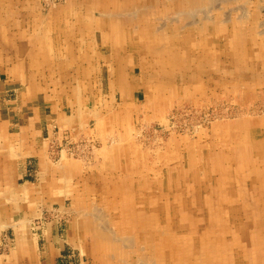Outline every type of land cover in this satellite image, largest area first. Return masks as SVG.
<instances>
[{"label": "rangeland", "instance_id": "374dc122", "mask_svg": "<svg viewBox=\"0 0 264 264\" xmlns=\"http://www.w3.org/2000/svg\"><path fill=\"white\" fill-rule=\"evenodd\" d=\"M72 1L74 0H6L7 8H2V4L4 3L1 4L0 2V46L6 44L4 33L7 32V26L9 27V25V28H11L17 24H22L21 27L24 30L21 34L19 33V29L14 31L19 33L22 37L29 39L31 37L30 32H32L29 27L39 23L35 19L38 11L37 9H39L38 12L42 11L45 15L43 17L44 22L42 23H47L52 20L55 22L57 21L56 23L58 26H55L54 29L60 28V31L67 32V30L71 28L68 27L67 24L73 21L74 15L70 16L71 20L69 18L60 20L58 19V16H60L58 9L67 7ZM121 1L119 2L120 4L123 3V1ZM209 1H212V5L208 3ZM214 1L149 0V5L153 6L152 17L154 20V29L153 31L150 29L151 33L149 34V38H144V42L136 40L134 44L125 43L124 46L119 43L115 44L111 40L113 45H115L114 47H117L116 49L113 48L115 49V54H112L111 51L113 50L107 48L106 45L100 46L101 44H96L94 48H101L106 56L109 53L112 54L111 56H114L113 64L121 65L120 72H129V69H132L135 67L136 63H138L139 65L136 67L140 68L141 72H144V75L146 74V78L142 76L140 79L143 86L142 89L145 91L144 93L147 92L148 94L146 104L150 109L146 107L141 115L142 117L136 114L132 115L130 121H137V128L141 131L139 135H134V139L132 140L133 142L135 141V145L141 150V171L144 170L143 173L146 174V178L151 180L147 182L148 188L146 193L154 205L140 202L135 208L136 210L138 209L139 213L142 212L144 214L146 211V213H152V217H157L156 220L158 224L154 231L159 233L160 237L164 239L167 237L165 235L170 236L169 244L167 245L169 249H167V252L171 249L176 253L178 250L176 255L180 256V260L178 261V257L172 259L174 264H264V228L260 229L258 227V223L264 220V188L260 184L261 181L259 179L256 180L252 172L251 164H248L247 159L244 157L246 153H243L242 150L232 148L236 146L235 142L237 140L240 141L239 144L243 145L242 147L246 146L250 148L254 145L251 143H255V139H257V137H255L256 132L261 130L262 133H264V0ZM78 2L83 6L91 5L90 0H79ZM113 2L115 1L113 0ZM135 2L139 5L134 8L135 11L131 7H126L131 5L128 1L125 6L126 15L120 14L117 16L118 18L116 17L119 20V24L123 25L125 21H127V25H131L133 22L132 13L136 12L138 7L140 10L141 8H143V10L146 8L144 7L146 3ZM40 5H42V7ZM179 10H183L186 14L187 21L189 19L192 21H188V25L182 33L179 28L183 16L180 15ZM176 12H178V14ZM111 13L116 12L111 11ZM190 13H192V17ZM171 14L174 17L170 16ZM94 15L98 17L100 13L95 12ZM199 18L202 19L199 20ZM226 19H229V21ZM62 21H65V23ZM162 21L163 23H161ZM133 23L135 24V22ZM143 26L144 28L147 27L144 23ZM136 28L137 27L134 25L131 29L134 30ZM136 32L138 33L139 31L137 30L135 33ZM71 33L74 35L73 31ZM152 35H154V37L151 39ZM92 36L93 34L91 37ZM211 42L213 44H211ZM160 43L161 46H159ZM122 46L123 48H127L126 56L118 51L121 50ZM142 48L144 49L142 50L143 52L140 51ZM131 55H135L136 57H130ZM52 62L53 65L57 63V61ZM87 62L91 63V58L88 59ZM129 62H133L134 64L128 65ZM108 66L107 63L104 64L105 71ZM137 71H139V69H137ZM47 79L50 80L51 84H54L55 79L63 80L61 76L60 78L59 76L56 78V72H48ZM218 89L220 90L218 91ZM12 97L14 98V96ZM140 98L142 99L143 95ZM236 109H238V111ZM198 113L200 114L198 115ZM149 117H151L152 120L148 119ZM163 117H165L164 119L167 123H170L169 127L168 124L165 123V120H163ZM158 120L162 121L159 123ZM58 130L59 129H56L57 132ZM157 132L160 133L158 134ZM224 133L226 135H224ZM250 133L254 135L252 136ZM236 134L238 136H236ZM261 135L264 136V134ZM259 136L260 135H258V137ZM141 137H145V139ZM241 137H243V139ZM65 142V147L60 148L63 151L66 148V155L69 156L70 151L68 150V145H71L70 147L74 151H72L71 154L75 156L76 143L71 142L69 139H66ZM54 149H59L55 143L52 144V153L57 152L56 150L54 151ZM83 149H86V146H84ZM59 153H62V151L59 150ZM28 163L30 173L27 175L26 179L31 181L33 179L32 175L36 173V164L33 160L28 161ZM261 166H264V164L262 163ZM195 170H197V172H195ZM86 172L87 171H85V173ZM182 172L184 173L183 175L181 174ZM256 173L260 176L264 175L262 172L259 173L256 171ZM87 175L91 177V180L88 179L86 181L90 191L94 185L108 184L107 186L121 187L123 185V178H127V176H121V174L116 177L115 183H112L107 179V176L112 178L116 173H114V170L109 171L108 169L105 170V168L102 171H88ZM63 176L67 177L66 174H63ZM180 176L185 179H180ZM142 178L145 177L139 176L137 178V180H139L134 183L137 185L139 184L144 191L143 184H145V182L141 180ZM65 181H67L66 178L60 182L63 184ZM122 189L123 188H118L120 194H122ZM63 195L65 194L63 193ZM153 195L156 198H153ZM67 196L66 194V197H64L65 204L67 203L65 208H61L59 205L50 208L47 206V210H44L43 215L35 217L31 215V220L29 221V225H26V228L32 238V242L36 245V251H39L38 255L42 256L40 257L41 259L57 262V264H98L95 258H93L94 254L91 253L92 248L90 245L93 247L92 236H87L81 240H77V242H71L70 238H68V231L71 226H73L74 221L79 218V214L71 209L70 198ZM101 197L100 194H95V198L98 201L101 200ZM235 203L236 205H234ZM243 207H245V209ZM108 208L109 206L106 204L97 205V209L101 211L104 210L105 213L108 212ZM51 210H54L52 214L49 212ZM106 215L108 218L110 217L109 212ZM185 222H187V224ZM12 228L13 226L11 225L0 231V258L5 259L9 255L10 249L7 247L9 242L13 241V243H15L14 230ZM76 231L81 232V227H76ZM71 232H73V229ZM143 233L142 235L144 236ZM125 236H130L131 239ZM182 236L183 238H181ZM258 236H260V241H262L261 248L256 244L259 241ZM120 238L123 239V242H120L121 245H124L122 248V256L125 258L123 264H141L140 262H143L142 264H147L146 261H150L153 258L152 255H149V252L146 251V246L144 244L145 240L141 235L132 231V233L122 235ZM190 238L191 240H189ZM126 241H128L127 243L130 246L128 244L126 246ZM48 245H50V247L53 246L56 250L52 256L48 253ZM138 247L140 249H138Z\"/></svg>", "mask_w": 264, "mask_h": 264}, {"label": "crops", "instance_id": "0c3cea01", "mask_svg": "<svg viewBox=\"0 0 264 264\" xmlns=\"http://www.w3.org/2000/svg\"><path fill=\"white\" fill-rule=\"evenodd\" d=\"M40 6L42 7V5ZM61 9L65 8L58 9L60 16L62 15ZM93 9L94 13L99 12L100 15L96 17L93 14L92 21L94 23L91 27H84L87 23L84 20L85 18L76 16L75 11L68 13V17L74 15L76 19L80 20V23L77 25L76 22L77 26L75 27H73V23L67 24L71 27L67 32L60 31V28L54 29L55 26H58L57 23L54 27L50 25V22L42 23L45 15L42 11L38 12L39 9H37L35 16L36 21L39 23L29 27L32 30L29 39L20 35L24 30L21 27L22 24H17L12 28L7 26L6 44L0 46V123L3 126V133L0 134V231L12 225L15 243L13 241L9 242L7 246L10 249L9 255L5 259L0 258V264H57V262L40 258L42 256L38 255L39 251H36V245L32 242L26 225H29L31 215L34 217L43 215L44 210H47V206L50 208L59 205L61 208H65L67 203L65 204L64 197H66V194L70 198L71 207L74 206L76 197L80 194L83 184H85L84 180H91L87 172L93 171L100 164L97 165V161L94 159L86 160L85 157V160H83L86 166L83 168L78 164L79 159H69V166L66 167L65 165L63 167H60L59 164L55 165L51 162L50 157L52 144L57 145L59 149L56 151L59 153V150L63 152L61 148L65 147L66 139L74 143H82L85 139L93 140L94 135L99 133V135H96V139L99 143L98 147H100L102 142L110 139L101 137L106 128V123L113 118H118L121 121L124 117V111L131 117L135 114L126 107L124 101L133 98L140 104L145 100L146 93H144L140 81L142 77L141 70L136 67L139 65L136 63L133 69H129V72H121L125 79L119 85V89L117 87L113 89L117 96L123 97L116 98L117 100L122 99L123 103L116 106L111 102L107 104L108 106H100L96 111L103 118L102 120L100 117L99 120L102 123L100 124L102 125V132L96 131L98 126L91 116L93 111L86 107L88 104L84 106L89 91H80V101L83 102L80 104V108L76 109L78 106L72 104L74 96L70 91L69 83L73 85L78 83L74 75V72H77V67H79L78 60H81L86 68L90 64L87 60L91 58L93 64L91 66L94 69L90 72H96V70L102 72V68L106 76L112 69L111 66L116 65L113 64L114 56L111 55L115 54L114 50L117 47L112 49L113 44L110 43L111 39L108 36L110 31L107 25L104 26L105 29L100 27L105 17L101 15L102 11L99 8L97 9V6H94ZM81 10L87 13L90 8L81 5ZM65 11L62 12L63 16L68 18ZM62 22L65 23V21ZM18 29L20 34L14 31ZM116 30L118 34L125 33L124 28H121L120 25ZM72 31L74 35L71 33ZM81 31L84 32V38L83 34H80ZM126 33L129 32L126 30ZM39 37L41 42L38 41ZM45 41L54 43L55 52L54 56L52 55V60L57 61V65L54 64L55 67L50 66L52 63L42 67L39 65L42 57L34 53L39 52L42 54L43 52V54H46L44 48H38V45ZM126 42L129 43V39ZM58 43L61 44L60 50ZM96 44L106 45L107 48L113 50L111 51L112 54L109 53L106 56L101 48H94ZM123 46L118 51L126 56L127 48H123ZM77 51L79 52L77 53ZM47 52L49 51L47 50ZM80 52L82 54L78 56ZM105 63L109 65L106 67V71L104 69ZM48 72H56V78L58 76L59 78L60 76L64 77L66 74L73 77L65 79V81L55 79L54 84H51L50 80L47 79ZM85 72L88 71L85 70ZM130 72L131 76L137 81L134 85L126 82L127 74ZM109 93H112V90ZM142 95L143 98L141 99ZM109 114L112 116L110 117ZM136 115L141 116L142 113H136ZM125 119L130 121L128 117H125ZM56 129H59L58 132ZM64 151H66V148ZM30 160H33L36 164V173L32 175L33 179L31 181L26 179L30 173L28 163ZM85 171L87 172L85 173ZM63 174H66L67 177ZM80 174L83 176L82 179L79 178ZM64 178L67 181L62 184L60 181ZM74 223L68 231V238L71 242L83 239L79 236L80 232L75 230ZM72 229L73 232H71ZM47 250L51 256L56 251L50 245H48Z\"/></svg>", "mask_w": 264, "mask_h": 264}, {"label": "bare ground", "instance_id": "6f19581e", "mask_svg": "<svg viewBox=\"0 0 264 264\" xmlns=\"http://www.w3.org/2000/svg\"><path fill=\"white\" fill-rule=\"evenodd\" d=\"M52 1V0H51ZM79 1V0H78ZM77 0L72 1L70 4H68L67 7H65V9H61V11L63 12V10H66L65 12L67 13V17H68V13H70L71 11H75L76 12V16L79 17H84L85 21L87 23H85L84 27H91L92 24L94 23V21H92V16L94 14V6H97V9L99 8V10L102 11L101 15H103L105 17V19L103 20V24L100 25V27H103V29H105L106 27H104L105 25H107V28H109V34L108 36H110V39L113 40V43H121L123 42V44L127 43L126 41L129 39V43H133L134 41H142L144 42V38H149V34L150 29L153 31L154 29V20L152 17V13H153V6L149 5V0H135L137 2L140 3H146L144 5V7H146L144 10L143 8H141V10L139 9V7L136 9V12L132 13L133 14V22H135V24L132 22V24H134L137 28L136 29H131L134 27V25H127L128 22L125 21V23L123 25L118 23V15H126V7H131L134 11H135V7L139 6L136 4L135 1L133 0H122L123 3L120 4L119 2L121 0H114L115 2H113V0H90L91 1V6H89L90 11L87 13L82 12L81 10V5ZM121 1V2H122ZM131 5L126 6V4L128 3ZM151 1V0H150ZM214 1V0H213ZM222 1V0H221ZM228 1V0H227ZM1 4H2V8H7L6 6V0H0ZM15 2V1H14ZM64 2V1H63ZM172 2V1H171ZM187 2V1H186ZM212 1H209L208 3H211ZM215 2V1H214ZM213 2V3H214ZM18 3V2H17ZM176 3V1H175ZM45 4V3H44ZM49 4V3H48ZM63 4V3H62ZM116 4V5H115ZM177 4V3H176ZM195 4V3H194ZM217 4V3H216ZM13 5V4H12ZM50 5V4H49ZM164 5V4H163ZM193 5V4H192ZM196 5V4H195ZM210 5V4H209ZM208 5V6H209ZM212 5V3H211ZM221 5V4H220ZM115 6V7H114ZM126 6V7H125ZM178 6V5H177ZM198 6V5H197ZM223 6V5H222ZM226 6V5H224ZM239 6V3H238ZM241 6V5H240ZM58 7V6H57ZM111 7V8H110ZM192 7V6H189ZM195 7V6H194ZM215 7V6H214ZM172 8V7H171ZM193 8V7H192ZM217 8V7H216ZM227 8V7H226ZM235 8V7H233ZM241 9H243L242 7H240ZM52 9V8H51ZM167 9V8H166ZM178 9V8H177ZM206 9V8H205ZM210 9V8H209ZM215 9V8H213ZM93 10V11H92ZM185 10V9H184ZM189 10V9H188ZM195 10V9H194ZM197 10V8H196ZM199 10V8H198ZM227 10V9H226ZM49 11V10H48ZM52 11V10H51ZM85 11V10H84ZM111 11H115L116 13H111ZM180 11V10H179ZM178 11V12H179ZM186 11V10H185ZM200 11V10H199ZM202 11V10H201ZM211 11V10H210ZM244 11V10H242ZM50 12V11H49ZM61 12V16L58 17L60 20L64 18L63 13ZM155 12V11H154ZM164 12V10H163ZM178 12H176L178 14ZM215 12V11H214ZM84 13V14H82ZM180 15L183 16L181 23H180V30L181 33L183 30H185L186 26L188 25V21H190V19L187 21V16L186 14L183 12V10H181ZM194 13V11H193ZM198 13V11H197ZM202 13V12H199ZM82 14V15H81ZM129 14V13H128ZM155 14V13H154ZM192 13H190L191 15ZM206 14V13H205ZM225 14V13H224ZM51 15V14H50ZM131 15V14H130ZM196 15V14H195ZM199 15V14H198ZM197 15V16H198ZM218 15V14H217ZM3 16V15H2ZM172 16V14L170 15ZM193 15H191L192 17ZM208 16V15H207ZM210 16V15H209ZM213 16V15H212ZM117 17V18H116ZM120 17V16H119ZM139 17V19H138ZM158 17V16H157ZM169 17V15H168ZM174 17V16H172ZM177 17V16H176ZM226 17V16H225ZM229 17V16H228ZM51 18V17H50ZM70 19V17H68ZM124 18V17H123ZM211 18V16H210ZM158 19V18H157ZM163 19V18H162ZM168 19V18H166ZM175 19V18H173ZM193 19V18H192ZM202 19V18H201ZM199 18V20H201ZM209 19V18H208ZM245 19V18H244ZM57 20V19H56ZM71 20V19H70ZM127 20V19H126ZM146 20V21H144ZM161 20V19H160ZM223 20V19H222ZM229 21V19H226ZM225 20V21H226ZM59 21V20H58ZM80 20L76 19V17L74 16L73 21H70L69 23H73L74 26L79 25ZM122 21V20H121ZM130 21V20H129ZM164 21V20H163ZM163 21L161 23H163ZM171 21V20H170ZM195 21V20H194ZM224 21V22H225ZM57 22V21H56ZM56 22L54 20L50 21V25L54 27V25H56ZM77 22V25L75 24ZM146 22V23H145ZM192 22V21H190ZM216 22V21H215ZM249 22V21H248ZM143 23L147 25V27L144 28ZM194 23V22H193ZM222 23V22H221ZM257 23V22H256ZM198 24V22H197ZM201 24V23H200ZM214 24V23H211ZM225 24V23H224ZM234 24V23H233ZM248 24V23H247ZM119 25L121 26V28H124V32L122 34H118V31L116 30L117 27H119ZM176 25V24H175ZM222 25V24H221ZM230 25V24H229ZM235 25V24H234ZM242 25V24H241ZM246 25V24H245ZM255 25V24H254ZM258 25V24H257ZM261 25V24H260ZM10 26V25H9ZM131 26V27H130ZM157 26V25H156ZM201 26V25H200ZM69 27V26H68ZM190 27V25H189ZM207 27V26H206ZM262 27V26H260ZM12 28V27H11ZM80 28V27H79ZM162 28V27H161ZM199 28V27H198ZM248 28V27H247ZM254 28V27H253ZM131 29V30H129ZM246 29V28H245ZM2 30V29H1ZM126 30L129 33H126ZM139 31L138 33L135 31ZM156 30V29H155ZM195 30V29H194ZM264 30V29H263ZM157 31V30H156ZM13 32V31H12ZM242 32V31H241ZM257 32V31H256ZM260 32V31H259ZM84 32L81 31L80 34H83ZM153 33V32H152ZM167 33V32H166ZM197 33V32H196ZM258 33V32H257ZM232 34V33H231ZM255 34V33H254ZM5 35V33H4ZM12 35V34H11ZM173 35V34H172ZM175 35V34H174ZM222 35V34H221ZM220 36V35H219ZM154 37V35L151 36V39ZM234 37V36H233ZM250 37V36H249ZM79 38V37H77ZM83 38H84V34H83ZM162 38V37H160ZM234 39V38H233ZM258 39V38H257ZM261 39V38H260ZM40 37L38 39L39 42L40 41ZM49 40V39H48ZM162 40V39H161ZM230 40V39H229ZM197 41V40H196ZM205 41V39H204ZM198 42V41H197ZM201 42V41H200ZM207 42V41H206ZM227 42V41H226ZM111 44H113L112 42H110ZM82 44V43H81ZM84 44V43H83ZM211 44H213L211 42ZM38 45V44H37ZM59 45V50H60V43H58ZM255 45V44H254ZM257 45V44H256ZM260 45V44H259ZM161 46V43L160 45ZM158 46V47H159ZM258 46V45H257ZM49 47V48H47ZM38 48H44L46 54H40L39 52H34L37 56H41V61H39V65H41L42 67L48 66V64L52 63L53 66V61L52 57L54 56V52H55V46L54 43H51L49 41H45L42 42L38 45ZM84 48V47H83ZM115 48L114 45H112V49ZM161 48V47H160ZM177 48V47H176ZM151 49V48H150ZM162 49V48H161ZM249 49V48H248ZM47 50L49 53L47 52ZM138 50V49H137ZM142 50H144L143 48L140 49L141 52H143ZM147 50V49H146ZM145 50V51H146ZM263 50V49H262ZM40 51V50H39ZM80 51V50H79ZM77 51V53L79 52ZM81 51H82V47H81ZM253 51V50H252ZM230 52V51H229ZM49 53V55H48ZM208 53V52H207ZM252 53V52H251ZM82 53L80 52L78 56H80ZM182 54V53H181ZM262 54V53H261ZM53 55V56H52ZM142 55V54H141ZM199 55V54H198ZM232 55V54H231ZM160 56V55H159ZM130 57H136L135 55L130 56ZM208 57V56H207ZM163 58V57H162ZM185 58V57H184ZM193 58V57H192ZM195 58V57H194ZM198 59V58H197ZM203 59V57H202ZM256 60V59H255ZM219 62V61H218ZM221 62V61H220ZM78 66L77 67V72H74L75 78L78 80V83L73 85L71 83H69V88L71 89L70 91H72V95L74 96L73 100H72V104H74L76 107V109L80 108L83 102L80 101V91H89L88 92V96H87V101L84 104L87 105L86 107H88V109L93 111V114L91 115L92 118H94V121L97 123L98 126V130L96 131H100L102 132V124L99 120H100V114L99 112L97 113V109L100 106H104L107 104H110L111 102L113 103V105L119 106L120 103H123V100H117L116 98L122 97L120 95H116L115 90H113L114 88L117 87V89H119V85H121L125 79V76H122V73L120 72L121 70V65L116 64V65H112V69H110V73L108 72V75L106 76L105 73L103 72L102 68L101 71L102 72H98V70H96V72H90L93 71V67L91 65H93L92 63L89 64V66H87L85 68V64L82 63L81 60L77 61ZM120 63V61H119ZM260 63V62H259ZM133 62H129L128 65H133ZM212 64V62H211ZM217 64V63H216ZM234 64V63H233ZM258 64V63H257ZM57 65V63H56ZM127 65V66H128ZM116 66V67H115ZM216 66V65H215ZM237 66V65H236ZM242 67V66H241ZM258 67V66H257ZM261 67V66H260ZM51 68V67H50ZM218 68V67H217ZM133 69V68H132ZM190 69V67H189ZM195 69V68H194ZM199 69V68H198ZM260 69V68H258ZM256 69V70H258ZM88 71V72H85ZM180 70V69H179ZM219 70V69H218ZM217 70V71H218ZM261 70V69H260ZM82 71V72H81ZM243 71V70H242ZM255 71V70H254ZM146 72V71H145ZM180 72V71H179ZM248 72V71H247ZM239 73V72H238ZM249 73V72H248ZM215 74V73H214ZM222 74V73H220ZM115 75V77H114ZM224 75V74H223ZM141 76H144V78H146V74L144 75V72H141ZM73 77V76H72ZM72 77H70L68 74H66L64 77H62V79L65 81V79H71ZM106 77V78H103ZM179 77V76H177ZM198 77V76H197ZM190 78V77H189ZM225 78V77H224ZM80 79V80H79ZM217 79V78H216ZM230 79V78H229ZM247 79V78H246ZM204 80V79H203ZM213 80V79H212ZM226 80V79H225ZM234 80V79H233ZM242 80V79H241ZM240 80V81H241ZM141 81V80H140ZM187 81V80H186ZM189 81V79H188ZM202 81V80H201ZM210 81V80H209ZM248 81V79H247ZM126 82H128L131 85H134L135 83H137V81L131 76V72L127 74L126 77ZM218 82V81H217ZM238 82V81H237ZM244 82V81H243ZM207 83V82H206ZM212 83V82H211ZM220 83V82H219ZM126 84V83H124ZM205 84V83H204ZM234 84V83H232ZM253 84V83H252ZM215 85V84H214ZM229 85V84H228ZM236 85V84H235ZM234 85V86H235ZM242 85V84H241ZM126 86V85H125ZM147 86V85H146ZM156 86V85H155ZM186 86V85H185ZM220 86V85H219ZM243 86V85H242ZM171 87V86H170ZM221 87V86H220ZM225 87V86H224ZM126 88V87H125ZM218 88V87H217ZM179 89V88H178ZM212 89V88H211ZM243 89V88H242ZM112 90V93H109V91ZM206 90V89H205ZM210 90V89H209ZM217 90V89H216ZM220 89H218L219 91ZM236 90V89H235ZM137 91V90H136ZM139 91V90H138ZM209 92V91H208ZM224 92V91H223ZM236 92V91H235ZM119 93V92H118ZM179 93V91H178ZM198 93V92H197ZM221 93V92H220ZM229 93V92H228ZM171 94V92H170ZM216 94V93H215ZM222 94V93H221ZM188 95V94H187ZM233 95V94H232ZM240 95V94H239ZM256 95V94H255ZM124 96V95H123ZM131 96V95H130ZM140 96V95H139ZM148 94L146 92L145 94V100H143L140 104L139 102H136L135 99L133 98H129L127 100H125L124 102H126V107L129 110H132L135 114H143V111L146 109V107H148L147 103V98ZM153 96V95H152ZM213 96V95H212ZM258 96V95H257ZM150 97V96H149ZM162 97V96H161ZM168 97V96H167ZM171 97V96H170ZM240 97V96H239ZM123 98V97H122ZM211 98V97H209ZM260 98V97H259ZM106 99V100H105ZM160 99V98H159ZM174 99V98H173ZM261 99V98H260ZM263 99V98H262ZM111 100V101H108ZM181 100V99H180ZM202 100V99H200ZM206 100V99H205ZM212 100V99H211ZM243 100V99H242ZM189 101V100H188ZM203 101V100H202ZM220 101V100H219ZM226 101V100H224ZM247 101V100H246ZM251 101V99H250ZM257 101V100H256ZM255 101V102H256ZM196 102V101H195ZM212 102V101H211ZM235 102V101H234ZM219 103V102H217ZM249 103V102H248ZM222 104V103H221ZM250 104V103H249ZM191 105V104H190ZM220 105V104H219ZM251 105V104H250ZM108 106V105H107ZM215 106V105H214ZM253 106V105H252ZM111 107V106H110ZM180 107V106H179ZM191 107V106H190ZM203 107V106H202ZM208 107V106H207ZM219 107V106H218ZM222 107V106H221ZM229 107V106H228ZM226 107V108H228ZM248 107V105H247ZM257 107V106H256ZM103 108V107H102ZM106 108V107H105ZM108 108V107H107ZM149 108V107H148ZM186 108V107H185ZM220 108V107H219ZM240 108V107H239ZM113 109V108H112ZM150 109V108H149ZM174 109V108H173ZM204 109V108H202ZM216 109V108H215ZM249 109V107H248ZM80 110V109H79ZM175 110V109H174ZM187 110V108H186ZM208 110V109H207ZM225 110V109H223ZM222 110V111H223ZM238 111V109H236ZM254 110V109H253ZM252 110V111H253ZM110 111V110H109ZM184 111V110H183ZM196 111V110H195ZM221 111V110H220ZM219 111V112H220ZM249 111V110H248ZM191 112V111H189ZM212 112V111H211ZM227 112V111H226ZM229 112V111H228ZM231 112V111H230ZM173 113V112H172ZM176 113V112H174ZM178 113V112H177ZM202 113V112H201ZM216 113V112H215ZM236 113V112H234ZM81 114V113H80ZM196 114V113H195ZM200 113H198L199 115ZM227 114V113H226ZM233 114V113H232ZM247 114V113H246ZM114 115V114H113ZM172 115V114H171ZM177 115V114H176ZM188 115V114H187ZM220 115V114H219ZM218 115V117H219ZM223 115V114H222ZM241 115V114H240ZM252 115V114H251ZM110 116V114H109ZM112 116V115H111ZM110 116V117H111ZM170 116V115H169ZM180 116V115H179ZM193 116V114H192ZM202 116V115H201ZM237 116V114H236ZM254 116V115H253ZM125 117H129L127 115V113H125L124 111V117L122 118V120L120 121L118 118H113L111 121H109L108 123H106V128L104 130V132H102L101 137H108L110 138L109 140H105L104 142H102L101 146L98 147L97 145H99V143L97 142L98 140L96 139L97 136L99 135V133H97L96 135H94L93 140L92 139H85L84 142L80 143H76L75 145V152L76 155H72L71 152L73 151L71 149V145H68V150L70 151L69 156L66 155V151H63L62 153H52L53 151H51L50 157H51V162L54 163L55 165L59 164L60 167H63L65 165L69 166L70 160L69 159H75L78 160V164L81 168L86 166V163L84 162L85 157L86 160H96L97 161V165H99L98 167H96V169L94 170H99L102 171L104 169H102L103 167L106 169H108L109 171L114 170V173H116V175L114 177H108L107 179L112 182L115 183L116 181V177L121 175H125L127 176L123 178V182H122V186L121 187H112L107 186L106 185H91L93 186L91 188V191L89 190V187L86 184L87 179H85V184H83L82 189L80 190V194L76 197L74 206L71 207V209L75 212H77L79 214V218L76 219L75 223H74V228L76 230V227L80 226L82 231L79 233V236H81L82 238H85L87 236H92L93 240V247L90 245V247L92 248V252L93 258H95V260L97 261L98 264H123L124 261V257L122 256V248L124 245H121L120 242H123V239L120 238V236L122 235H128L130 233H132V231H134L136 234L141 235L142 237H144V244H145V249L146 251L149 252V255H152V259L150 261H146L147 264H171L174 262L172 261V259L178 257V261L180 260V256L176 255L178 250L175 252H173L171 249L167 252V249H169V247L167 246L169 244V240H170V236L169 235H165L167 236L166 239H164L163 237H160L159 233H157L155 228L157 227V217H152V213H145L143 214L142 212H138V209L136 210V206L140 203V202H144L146 204H150V205H154V203L149 199L148 195H147V182L151 181L150 179H147L146 174L143 173L144 170L141 171L142 168V163L140 158L141 156V150L135 145V141L133 142L132 139H134V135L141 133V131L139 130V128H137V121H132L130 122L129 120H126ZM142 117V116H141ZM200 117V116H199ZM198 117V118H199ZM206 117V116H205ZM234 117V116H233ZM250 117V116H249ZM97 118V119H96ZM106 118V117H105ZM108 118V116H107ZM131 119V116L129 117ZM165 117H163V120ZM178 118V117H177ZM185 118V117H184ZM196 118V117H194ZM204 118V117H201ZM200 118V120H201ZM220 118V117H219ZM224 118V117H223ZM230 118V117H229ZM101 119L103 120V118L101 117ZM148 119L152 120L151 117H149ZM180 119V118H179ZM209 119V118H208ZM214 119V118H213ZM101 120V121H102ZM159 121V120H158ZM162 121V120H160ZM159 121V123H160ZM168 121V120H167ZM195 121V120H192ZM191 121V122H192ZM204 121V120H203ZM211 121V120H210ZM182 122V121H181ZM184 122V121H183ZM190 122V123H191ZM201 122V121H200ZM213 122V121H212ZM249 122V121H248ZM253 122V121H252ZM257 122V121H255ZM162 123V122H161ZM165 123L166 120H165ZM185 123V122H184ZM198 123V122H197ZM261 123V122H260ZM147 124V123H146ZM154 124V123H153ZM152 124V125H153ZM168 127L170 126V123H167ZM204 124V123H203ZM104 125V124H103ZM150 125V124H149ZM160 125V124H157ZM162 125V124H161ZM190 125V124H189ZM198 125V124H197ZM147 126V125H146ZM185 126V125H184ZM187 126V125H186ZM192 126V125H191ZM152 127V126H151ZM183 127V126H182ZM247 127V126H246ZM149 128V127H148ZM186 129V128H185ZM184 129V130H185ZM244 129V128H243ZM250 129V128H249ZM63 130V129H62ZM157 130V129H156ZM183 130V131H184ZM196 130V129H195ZM227 130V129H226ZM238 130V129H237ZM254 130V129H253ZM3 126L0 123V134H2L3 132ZM145 131V130H144ZM182 131V130H181ZM256 131V130H255ZM149 132V130H148ZM38 133V132H36ZM144 133V132H143ZM158 134L160 132H157ZM196 133V132H195ZM227 133V132H226ZM61 134V133H60ZM147 134V133H146ZM150 134V133H149ZM148 134V135H149ZM177 134V133H176ZM188 134V132H187ZM240 134V133H239ZM251 134V133H250ZM261 130H258L256 132L255 137H257V139H255V143L252 142L251 144H254L252 147L248 148V147H242L243 145L239 144V140H237L236 146L232 147L233 149H237V150H242V152L246 153L245 154V158L248 161V164L250 163L252 166V172L254 173L256 180L259 179L261 181V185L264 188V175L260 176L256 173V171H258L259 173H263L264 174V166H261V164H264V136H262ZM62 135V134H61ZM142 135V134H141ZM147 135V136H148ZM192 135V134H191ZM197 135V134H196ZM224 135H226L224 133ZM252 135V134H251ZM254 135V134H253ZM252 135V136H253ZM258 135H260L258 137ZM145 136V135H144ZM169 136V135H168ZM188 136V135H187ZM236 136H238L236 134ZM138 137V136H137ZM164 137V135H163ZM195 137V136H194ZM193 137V138H194ZM198 137V136H197ZM209 137V136H208ZM250 137V136H249ZM143 138V137H141ZM160 138V137H159ZM243 139V137H241ZM145 139V137L143 138ZM151 139V137H150ZM153 139V138H152ZM137 140V139H136ZM245 140V139H244ZM249 140V139H248ZM146 141V140H145ZM149 141V139H148ZM186 141V140H185ZM139 142V141H138ZM157 142V141H156ZM188 142V141H187ZM186 142V143H187ZM191 142V141H190ZM193 142V141H192ZM208 142V141H207ZM189 143V142H188ZM156 145V144H155ZM158 145V144H157ZM190 145V144H189ZM194 145V144H193ZM198 145V144H197ZM195 145V146H197ZM208 145V144H207ZM84 146H86V149H83ZM146 146V145H145ZM150 146V145H149ZM167 146V145H166ZM214 147V146H213ZM88 148V149H87ZM195 148V147H194ZM163 149V148H162ZM167 149V148H166ZM190 149V148H189ZM209 149V148H208ZM57 149H54V151ZM89 151V152H88ZM146 151V150H145ZM168 151V150H167ZM74 152V151H73ZM165 152V151H164ZM162 156H164L163 154H161ZM168 155V154H167ZM149 156V155H148ZM161 156V158H162ZM178 158V157H177ZM187 158V157H186ZM84 159V160H83ZM159 159V158H158ZM150 160V159H149ZM147 161V160H146ZM165 161V160H164ZM174 161V160H173ZM186 161V160H185ZM222 161V160H221ZM246 161V162H247ZM195 162V161H194ZM193 162V163H194ZM231 162V161H230ZM236 162V161H235ZM150 163V162H149ZM205 164V163H204ZM233 164V163H232ZM159 165V164H158ZM195 165V164H194ZM245 165V164H244ZM59 167V168H60ZM240 167V166H239ZM168 168V167H167ZM171 168V167H170ZM186 168V167H185ZM191 168V167H190ZM189 168V169H190ZM214 168V167H213ZM223 168V167H222ZM87 169V168H86ZM155 169V168H154ZM182 169V168H181ZM243 169V168H242ZM180 170V169H179ZM214 170V169H213ZM233 170V169H232ZM167 171V170H166ZM175 171V170H174ZM181 171H185V170H181ZM191 171V170H189ZM188 171V172H189ZM195 172H197V170H195ZM240 172V171H239ZM214 173V171H213ZM220 173V172H219ZM250 173V172H249ZM182 175L184 174L183 172L181 173ZM219 175V174H218ZM144 176L145 178H142L141 180L143 182H145V184H143L144 186V191L141 189L140 185L134 183L137 180L138 177ZM174 176V175H173ZM220 176V175H219ZM223 176V175H222ZM237 176V175H236ZM81 177L82 179V174L79 175V178ZM181 177V176H180ZM179 177V178H180ZM211 177V176H210ZM221 177V176H220ZM243 177V176H242ZM236 178V177H234ZM175 179V178H173ZM182 180H184L185 178H180ZM200 179V178H199ZM211 179V178H210ZM213 179V178H212ZM255 179V178H254ZM253 179V181H254ZM102 180V179H101ZM204 180V179H203ZM209 180V179H208ZM249 180V179H248ZM132 183H131V182ZM174 181V180H173ZM227 181V180H226ZM130 182V183H127ZM222 182V181H221ZM224 182V181H223ZM249 182V181H248ZM251 182V181H250ZM100 183V182H99ZM164 183V182H163ZM167 183V182H165ZM174 183V182H173ZM225 183V182H224ZM229 183V182H228ZM236 184V183H235ZM113 185V184H112ZM169 185V184H168ZM198 185V184H197ZM201 185V184H200ZM219 185V184H218ZM233 185V184H232ZM237 185V184H236ZM157 186V185H156ZM167 186V185H166ZM199 186V185H198ZM170 187V186H169ZM183 187V186H182ZM197 187V186H196ZM224 187V186H222ZM219 187V188H222ZM118 188H123L122 189V194L119 193ZM167 188V187H166ZM200 188V187H199ZM209 188V186H208ZM226 188V187H225ZM233 188V187H232ZM237 188V187H236ZM235 188V189H236ZM252 188V187H251ZM89 190V191H88ZM151 190V189H150ZM157 190V189H156ZM167 190V189H166ZM258 190V189H257ZM184 191V190H183ZM190 191V190H189ZM238 191V190H237ZM250 191V190H249ZM90 192V193H88ZM171 192V190H170ZM175 192V190H174ZM201 192V191H200ZM158 193V192H157ZM202 193V192H201ZM252 193V192H251ZM264 193V192H263ZM95 194H100V196H102L100 199L101 200H97L95 198ZM255 194V193H254ZM259 194V193H258ZM155 195V194H154ZM153 195V198L155 197ZM165 195V194H164ZM213 195V194H212ZM169 196V195H168ZM183 196V195H182ZM222 196V195H221ZM237 196V195H236ZM156 198V197H155ZM186 198V197H184ZM190 198V197H189ZM221 198V197H220ZM240 198V197H239ZM245 198V197H244ZM253 198V196H252ZM262 198V197H261ZM165 199V198H164ZM211 199V198H210ZM171 200V199H169ZM203 200V199H201ZM165 201V200H164ZM222 201V200H221ZM235 201V200H232ZM237 201V200H236ZM240 201V200H239ZM163 202V201H162ZM166 202V201H165ZM186 202V201H185ZM242 202V201H241ZM252 202V201H251ZM254 202V201H253ZM169 203V202H168ZM204 203V202H203ZM234 203V202H233ZM98 204H106L109 206L108 208V212L110 214V217L108 218L106 214H108V212H104V210H98L97 209V205ZM167 204V203H166ZM220 204V203H219ZM142 205V204H141ZM186 205V204H185ZM236 205V203L234 204ZM204 206V204H203ZM229 206V205H228ZM227 206V207H228ZM241 206V205H240ZM101 207V206H100ZM141 207V206H140ZM139 207V208H140ZM145 207V206H143ZM174 207V206H173ZM99 208V207H98ZM186 208V207H185ZM206 208V207H205ZM245 209V207H243ZM101 209V208H100ZM145 209V208H144ZM225 209V208H224ZM142 210V209H141ZM191 210V209H190ZM212 210V209H211ZM231 210V209H230ZM54 210L49 211L50 214L53 213ZM140 211V210H139ZM174 211V210H173ZM56 212V211H55ZM171 212V211H170ZM177 212V211H176ZM213 212V211H212ZM231 212V211H230ZM143 214V215H142ZM157 214V213H156ZM176 214V213H175ZM178 214V213H177ZM236 214V213H235ZM57 215V213H56ZM61 215V214H60ZM250 216V215H249ZM52 217V216H51ZM56 217V216H55ZM161 217V216H160ZM163 217V216H162ZM219 217V216H218ZM70 218V217H69ZM217 218V217H216ZM241 218V217H240ZM234 219V218H233ZM170 220V219H169ZM172 220V219H171ZM175 220V219H174ZM219 220V219H218ZM112 222H113V226H112ZM239 222V220H238ZM187 224V222H185ZM198 223V221H197ZM234 223V222H233ZM200 224V223H199ZM228 225V224H227ZM112 226V227H111ZM187 226V225H186ZM258 227L260 229L264 228V220L262 222L258 223ZM172 228V226H171ZM184 228V227H183ZM226 228V227H225ZM115 229V230H114ZM159 229V228H157ZM144 233H143V232ZM156 232V233H155ZM264 232V231H263ZM142 233L144 234V236L142 235ZM232 233V232H231ZM191 234V233H190ZM189 234V235H190ZM187 235V234H186ZM252 235V234H251ZM179 236V235H178ZM126 237V236H125ZM130 237V236H127ZM126 237V238H127ZM138 237V236H137ZM176 237V236H175ZM240 237V236H239ZM259 237V241L258 243H256L258 245V247L261 248V243L262 241H260V236ZM124 238V237H123ZM183 238V236L181 237ZM244 238V237H243ZM251 238V237H250ZM254 238V237H253ZM128 239H131L128 238ZM230 239V238H228ZM175 240V239H174ZM177 240V239H176ZM191 240V238L189 239ZM254 240V239H253ZM264 240V239H263ZM133 241V240H131ZM172 241V239H171ZM178 241V240H177ZM176 241V243H177ZM182 241V239H181ZM184 241V240H183ZM239 241V240H238ZM125 242V241H124ZM128 241H126V246ZM175 242V241H174ZM173 242V243H174ZM180 242V241H179ZM245 242V241H244ZM254 242V241H253ZM131 243V242H130ZM137 243V242H135ZM139 243V242H138ZM171 243V242H170ZM220 243V242H219ZM129 245V244H128ZM173 245V244H171ZM190 245V244H189ZM193 245V244H191ZM220 245V244H219ZM130 246V245H129ZM136 246V245H135ZM204 246V244H203ZM210 246V245H209ZM234 246V245H233ZM236 246V245H235ZM192 247V246H191ZM216 247V246H215ZM222 247V246H221ZM220 247V249H221ZM246 247V246H245ZM249 247V246H247ZM184 248V247H183ZM193 248V247H192ZM229 248V247H228ZM232 248V247H231ZM138 249H140L138 247ZM137 249V250H138ZM180 249V248H179ZM186 249V247H185ZM214 249V248H213ZM143 250V249H142ZM204 250V249H203ZM232 250V249H231ZM244 250V249H243ZM246 250V249H245ZM129 251V250H128ZM186 251V250H185ZM192 251V250H191ZM190 251V252H191ZM199 251V250H198ZM249 251V250H248ZM135 252V251H134ZM145 252V251H144ZM195 252V251H194ZM129 253V252H128ZM127 253V254H128ZM215 253V252H214ZM213 253V255H214ZM227 253V250H226ZM243 253V252H242ZM191 254V253H190ZM193 254V253H192ZM201 254V253H200ZM216 254V253H215ZM218 254V252H217ZM221 254V253H220ZM254 254V253H253ZM252 254V255H253ZM184 255V254H183ZM203 255V254H202ZM205 255V254H204ZM235 255V254H234ZM249 255V254H248ZM256 255V254H255ZM196 256V255H195ZM184 257V256H183ZM200 257V256H199ZM222 257V256H221ZM249 257V256H248ZM251 257V256H250ZM189 258V256H188ZM194 258V256H193ZM184 259V258H183ZM191 259V257H190ZM216 259V258H215ZM214 259V260H215ZM218 259V256H217ZM224 259V258H223ZM244 259V258H243ZM157 260V261H156ZM213 260V261H214ZM225 262V261H223ZM141 264L143 262H140ZM189 263V262H188ZM246 263V262H245ZM182 264V263H181Z\"/></svg>", "mask_w": 264, "mask_h": 264}]
</instances>
